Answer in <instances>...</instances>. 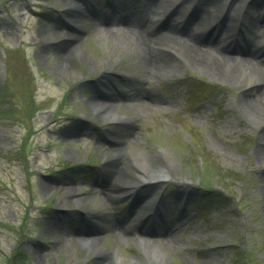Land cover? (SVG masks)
Instances as JSON below:
<instances>
[{
	"label": "rangeland",
	"instance_id": "1",
	"mask_svg": "<svg viewBox=\"0 0 264 264\" xmlns=\"http://www.w3.org/2000/svg\"><path fill=\"white\" fill-rule=\"evenodd\" d=\"M92 2L106 14L122 6V15L138 11L142 3ZM196 2L205 7L195 14L193 35L210 52L227 46L226 40L219 45L217 31L211 29L233 6L240 17L254 14L255 23L264 25V0ZM63 5L71 6L62 0H0V102L22 107L31 96L37 107L31 119L24 116L19 123L0 116V264H6L18 241L28 264H95L99 253L105 264L108 258L110 264H234L239 246L244 256L239 264H264V159L255 150L264 139V124L254 117V109L264 110V87L252 84L257 73L246 69L237 72L242 80L225 81L190 66L170 72L164 69L171 65L166 56L160 58L159 76L150 78L136 48L126 43L111 48L114 44L95 35L100 26L119 33L126 22L105 25L95 9L89 13L83 6L76 18L82 35L71 54L73 65L64 67L55 48L69 34L56 20ZM190 9H182L175 19L191 15ZM210 12L207 22L200 23L202 14ZM225 29L223 37L232 33ZM201 84L208 87L204 93L196 87L201 96L192 101L189 86ZM99 89L131 95L138 90L145 96H117L110 104L113 111L104 115L88 97ZM148 93L157 100L151 102ZM245 98L256 106L252 111L243 106ZM107 132L122 146L119 162L156 155V161L172 167L170 178L135 185L136 193L145 190L147 197L165 200L153 208L152 199H146L133 213L136 194L128 197L121 192L124 187L108 192L96 184L111 155L102 141ZM20 145L25 164L13 152ZM68 186L78 201L66 197ZM157 209L165 216L156 215L150 223L170 231H161L162 246L158 241L146 245L138 236L144 230L155 235L146 225ZM84 221L100 228L97 246L76 238L75 229L85 228ZM117 223L131 232L119 234Z\"/></svg>",
	"mask_w": 264,
	"mask_h": 264
},
{
	"label": "bare ground",
	"instance_id": "2",
	"mask_svg": "<svg viewBox=\"0 0 264 264\" xmlns=\"http://www.w3.org/2000/svg\"><path fill=\"white\" fill-rule=\"evenodd\" d=\"M139 1L142 3L138 11H133V7L128 6V9L133 11V13L122 15V6H113L111 12L106 14L103 13L102 7L94 6L92 0H62L63 4H70L71 6L63 5V7L59 9L60 11L56 10L62 14L60 17L56 16L60 28H62V26H67L69 28V34H67V37L61 39V42L59 41L55 44L59 62L62 63L64 67L73 65L71 54L77 49L78 36L82 35L81 29L76 23V18L81 16L80 13L85 7L86 10L84 9V11L89 13L90 8L95 9L99 19L103 21L105 25L109 21L126 22L125 27H123L122 31L119 33L110 30L108 31L107 27L100 26L99 31L97 30L95 35H97L98 39H101L103 36L104 41L107 44L110 43L111 46L114 44L111 48H117L124 43L136 48L141 58L144 59L145 68L142 66V69L146 73L144 75H147L150 78L159 76V69H163L160 64V58L166 59L168 57L171 65H167L164 69H167L170 72L177 68L190 66V68L208 70L215 77L225 81H240L243 79L242 73L238 74L237 72H244L246 69H249L258 75L257 81L252 84L255 85L256 88L257 86L264 87V55L258 57L259 52H264V25L255 23L254 14L249 13L247 18H245V16L240 17V14L237 13L234 6L227 11L223 16L221 23L215 24L211 29V31H217V36H219L220 40L219 45L221 46L226 40L228 42L227 46L215 49V52H210L209 50L203 49L202 44L198 41L199 37L193 35V27H191L194 26V22H196L195 14L199 9L203 11L205 6H199L197 2L196 4L193 3L195 0ZM109 4L110 3H107L106 5ZM189 4H194V7H191L190 9ZM213 4L214 1L209 2V5ZM182 9H194V11L191 15H184L181 13L180 17L175 19V16L178 15L179 11ZM147 13L151 14L150 17L143 16L147 15ZM211 16V12L207 17L205 16V13L204 15L202 14L201 19H199L200 23H203ZM156 17H159L157 19L158 25L155 23V28L151 29V18ZM173 17L174 19L171 20ZM96 22L99 21L97 20ZM225 27L226 29L224 32H228L230 28L232 33L223 37L221 30ZM159 29L162 30L160 31ZM196 30H200V27H197ZM208 31L210 30L208 29ZM112 68L114 70L115 66H111L110 70H112ZM123 94H125L127 99H130L129 95L131 97L138 95H142L143 97L144 95L138 90L131 95L122 91L116 93V90H114L112 93H108L99 89L96 94L89 95L88 97L89 102L94 107L100 108L103 114L107 115L109 113L108 111H113V109H110L112 101L115 100L117 96L121 97ZM146 95H149L147 97L151 102L157 100V95L155 94L148 93ZM258 95L256 97H258ZM250 100L251 98H245L243 99L242 104L247 110L252 111V107L255 108L256 106L253 104L250 105ZM254 110L257 112L254 116L255 119L258 120L260 124H264V110L260 108ZM119 123L124 124L126 122L120 121ZM102 141L109 146L110 150L106 151V153L109 154L111 152V155L101 167V177L100 179H97L96 184L99 183V186L108 192L124 187L121 192L127 194L128 197L136 194L138 199H135L136 202L130 206L131 212L134 213V210L141 206L139 204H142L145 199H149V197L146 196L145 190L136 193L135 185H141L144 183L154 185L155 183L153 182L170 178L169 172H171L172 167L165 162L160 161L159 163L156 161L158 160V156L156 155L145 156L141 161L133 158L121 163L119 162V149L122 146L113 136L112 132L105 133ZM255 150L257 151L258 157L263 160L264 139L260 138L258 140ZM130 169H133L132 172H134V176H130ZM131 185L133 186L131 187ZM148 186L150 185L144 187ZM140 188L142 187H139V189ZM64 192L66 193L67 198H74L75 202L78 201L76 198L77 193L71 190L69 186L65 188ZM162 217H164V214L158 213L157 218ZM154 219L156 218L151 215L146 227L150 231H153L155 235L149 236L143 234L145 233L144 230L142 233L140 232L141 234L138 237L141 240L146 241L145 244L151 241H158L157 243L162 246L161 244L164 241H159L161 231L168 232L170 230L168 227L162 226V230L158 229L160 234H157V228L153 226L154 224H150V221L152 222ZM81 224H84L85 228L80 226L75 229L77 231L75 235L76 238L88 243L90 247H94L93 244H96L95 246H97L100 243L101 238L99 235L101 232L100 228L94 224L93 221L91 223L84 221ZM115 227L119 234H127L131 232L128 230L131 227L127 228L121 224L118 225V223L115 224ZM138 228L140 227L138 226ZM150 234L153 235L152 233ZM170 234V236L175 237L174 232H171ZM131 236H136L137 238V235L135 234H131ZM147 236L151 239H145ZM153 251L154 250H151L150 252L152 253ZM104 260V255L99 253L95 259V264H105ZM110 263L111 260L109 258L106 259V264Z\"/></svg>",
	"mask_w": 264,
	"mask_h": 264
},
{
	"label": "trees",
	"instance_id": "3",
	"mask_svg": "<svg viewBox=\"0 0 264 264\" xmlns=\"http://www.w3.org/2000/svg\"><path fill=\"white\" fill-rule=\"evenodd\" d=\"M22 261L23 258L21 257V254L19 252H16L9 261V264H21Z\"/></svg>",
	"mask_w": 264,
	"mask_h": 264
}]
</instances>
